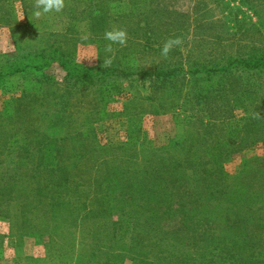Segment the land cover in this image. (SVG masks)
<instances>
[{
	"label": "trees",
	"instance_id": "obj_1",
	"mask_svg": "<svg viewBox=\"0 0 264 264\" xmlns=\"http://www.w3.org/2000/svg\"><path fill=\"white\" fill-rule=\"evenodd\" d=\"M12 3L0 0V27L9 26ZM122 3L88 0L84 7L90 38L100 56L92 67L71 63L76 57L74 51H63L65 34L50 35L51 50H20L12 61L0 65V81L31 72L39 83L38 88L21 91L13 108L0 115V163L10 167L0 178V212L7 219L8 208L15 209L19 228L39 240L44 253L42 259H30L43 264H264V86L260 90L240 72L264 67L262 37L251 32L260 48L237 43L230 45L235 48L231 55L222 52L211 61L210 53L208 59L195 61L181 57L185 44L164 59L160 37L149 43L144 36L138 52L146 47L158 51V65L146 70L137 65L120 68L127 49L113 46L106 56L102 35L112 24L110 14L129 6ZM19 4L26 20L17 29L38 38L27 17L35 0H19ZM64 15L65 27L71 30L72 25L67 27L71 17L65 13H54L51 21L58 24ZM107 57L111 63L98 67ZM52 64L63 72L60 85L48 86L52 79L46 71ZM233 69L240 74L234 77ZM39 74L42 77H35ZM133 78L146 81L150 88L146 98L154 103L144 115L179 110L186 114L182 140L153 146L141 130L143 114L127 121L133 128L126 141L114 147L98 146L91 129L60 133L83 105L89 108L88 116H83L86 122L101 108L97 101L104 91L117 92ZM180 82L188 83L183 95L176 86ZM90 89L94 96L87 99L82 91ZM61 95L64 103L45 101L59 100ZM46 102H50L45 108L49 134L26 123L35 105ZM130 110L123 106L122 113ZM253 113L261 118L254 119ZM21 129L30 136L27 143L18 138ZM39 138L45 139L39 142ZM9 142L18 148L8 152ZM33 142L45 151H29ZM250 148L261 150L260 157H252L254 166L247 167L246 162L238 175L227 174L224 165ZM67 158L81 169L68 170ZM25 161L31 168L22 172ZM115 199L126 202V222L111 219L108 201Z\"/></svg>",
	"mask_w": 264,
	"mask_h": 264
},
{
	"label": "rangeland",
	"instance_id": "obj_2",
	"mask_svg": "<svg viewBox=\"0 0 264 264\" xmlns=\"http://www.w3.org/2000/svg\"><path fill=\"white\" fill-rule=\"evenodd\" d=\"M27 2L30 0H26ZM124 5L129 4L128 7H119L114 13L110 14L113 17L110 26H118L127 30V44L120 46L114 44V49H127L124 55L128 54L124 63L120 64V68L133 69V65H137L143 70L152 69L160 61L158 51L144 48V51L138 52L140 46L144 45V36L148 42H153L159 38L161 45L171 38L180 37L185 44V50H182L181 57L184 59L199 61L208 59L211 55V61H216L222 55V52L227 55L235 53L234 46L230 45H245L247 48L254 45L260 48V43L253 42L251 32H258L264 41V0H122ZM88 0H65V7L60 12L52 11L47 15L42 14L39 18L34 16L35 8L28 9L27 17L30 22L34 23V33L39 34L38 38L34 34L17 29V25H23L26 18L20 8L19 0H13L11 20L8 27H0V65H3L8 59L12 61L13 54H19L20 50L28 48H47L51 50L50 44L53 43L50 35H62L67 40L63 46L64 53L67 49L74 51L76 60H70L71 63L83 67H92L99 62L100 56L93 46V41L90 38V30L88 23V14L84 11ZM149 9H156L151 12ZM108 10H104L106 13ZM54 13H65L71 18H68V26L72 28L67 30L65 27V15L61 22L54 24L51 17ZM43 21V25L41 24ZM72 21V22H71ZM141 21V22H140ZM42 25V27H41ZM254 26V28H252ZM262 26V28H261ZM42 33V34H41ZM243 33L246 38H243ZM76 36V38H75ZM14 40H13V38ZM104 44L108 41L104 39V32L102 35ZM140 45V46H139ZM159 45V46H161ZM157 45L154 46L156 48ZM45 48V49H46ZM113 49V50H114ZM189 52V54H186ZM110 53H106V56ZM104 60V59H103ZM103 63L98 67H103ZM234 77L238 76L239 70L233 69ZM7 70H3L2 74H6ZM242 76L247 78L250 82H256L260 85V90L264 86V67L253 71H240ZM50 85L54 82L61 84L63 72L56 64H52L46 71ZM35 77H42L40 74ZM187 82L177 83V87L181 89L182 95L187 91ZM38 88L39 83L34 79V74L31 72L17 73L13 76H7L0 81V115L4 111H9L15 104V97L20 95L23 90H30L31 87ZM54 87V86H53ZM64 90V87H63ZM50 91V90H49ZM74 93V91H73ZM82 93L87 95V99L94 96L92 90H83ZM150 94V88L146 81L140 78H133L130 81L123 83L117 92H103V98L98 102L94 116L90 120L83 122V116H88V106L83 105L77 112L74 113L67 129L64 125L61 128V134L66 132L69 135L83 132L91 129L95 142L98 146H117L126 141V136L129 128L127 121H136L139 116L141 121V130L153 146H160L166 143L168 139L175 141L182 140L184 135V117L186 114L182 111H173L168 114H158L151 116L145 114L147 108L152 105V101L146 97ZM75 93L74 96H77ZM86 97L82 102L87 101ZM100 99V98H98ZM53 100L54 102H65L64 95L59 100L53 97H47L45 101ZM50 102H46L41 107L38 103L34 107V111L30 113L29 120L26 121L30 127H36L37 132L49 134L47 131L48 120L45 114L46 106ZM123 106H127L132 110L123 112ZM11 108V109H10ZM134 110H141V113L133 112ZM103 111V115L101 113ZM93 113V112H92ZM137 113V114H136ZM99 118H102L99 120ZM85 121V120H84ZM84 123V124H83ZM18 138H22V143H27L30 136L21 129ZM77 138V137H76ZM45 138H39L41 142ZM7 145V151H15L18 147L15 144ZM29 151L37 150V152H44V147L35 142L28 146ZM40 149V150H39ZM6 150V149H3ZM69 151V148H67ZM73 156V154H72ZM261 150L259 148H250L233 155V159L224 165V170L227 174L234 176L238 175L242 170L244 164L248 163L247 167L254 166L252 157H260ZM27 157H30L27 156ZM28 161V160H27ZM30 161H28L29 163ZM68 168L81 169L77 164L67 158L64 161ZM22 169L31 168L27 164ZM9 164L0 163V178L5 174ZM6 168V169H5ZM10 168V167H9ZM8 168V170H9ZM81 171H74L73 173H80ZM242 173V172H241ZM240 173V174H241ZM6 179V178H4ZM77 179V178H76ZM75 179V180H76ZM81 182V181H79ZM2 184V180H0ZM85 185V183H84ZM12 194L8 195L10 197ZM5 198V196H4ZM1 199L3 202L6 199ZM2 202V203H3ZM109 213L111 219L116 222L127 221V205L124 201L119 199L108 201ZM7 219L3 217L0 212V264H43L40 260L34 261L30 258H44V253L40 241L26 236V231L21 230L18 226L19 217L15 214V209L9 207L7 210ZM38 262V263H36ZM125 261L124 264H128Z\"/></svg>",
	"mask_w": 264,
	"mask_h": 264
},
{
	"label": "clouds",
	"instance_id": "obj_3",
	"mask_svg": "<svg viewBox=\"0 0 264 264\" xmlns=\"http://www.w3.org/2000/svg\"><path fill=\"white\" fill-rule=\"evenodd\" d=\"M65 6V0H35V11L34 16L39 18L42 14H47L52 11L60 12ZM104 39L108 41L105 45V52H113V45L118 44L120 46H126L127 44V30L122 27L113 26L110 29L106 30L104 33ZM183 44V40L180 37H173L167 39L161 48V56L164 59H167L170 51L173 48L179 47ZM111 57H107L103 60V65L110 64ZM254 119H260L261 116L259 113H253Z\"/></svg>",
	"mask_w": 264,
	"mask_h": 264
}]
</instances>
